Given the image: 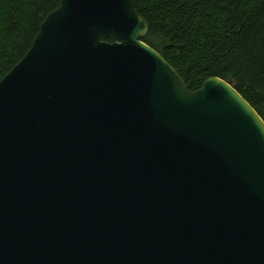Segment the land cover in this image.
<instances>
[{
  "label": "water",
  "instance_id": "95a60500",
  "mask_svg": "<svg viewBox=\"0 0 264 264\" xmlns=\"http://www.w3.org/2000/svg\"><path fill=\"white\" fill-rule=\"evenodd\" d=\"M137 1L61 0L0 82V264H264V120Z\"/></svg>",
  "mask_w": 264,
  "mask_h": 264
},
{
  "label": "trees",
  "instance_id": "16d2710c",
  "mask_svg": "<svg viewBox=\"0 0 264 264\" xmlns=\"http://www.w3.org/2000/svg\"><path fill=\"white\" fill-rule=\"evenodd\" d=\"M60 5L61 0H0V82ZM136 10L149 26L141 40L191 91L213 77L232 80L264 120V0H138Z\"/></svg>",
  "mask_w": 264,
  "mask_h": 264
}]
</instances>
